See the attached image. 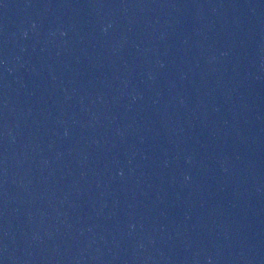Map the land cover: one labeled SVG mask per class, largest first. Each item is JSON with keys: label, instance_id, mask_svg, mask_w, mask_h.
<instances>
[{"label": "water", "instance_id": "95a60500", "mask_svg": "<svg viewBox=\"0 0 264 264\" xmlns=\"http://www.w3.org/2000/svg\"><path fill=\"white\" fill-rule=\"evenodd\" d=\"M0 264H264V0H0Z\"/></svg>", "mask_w": 264, "mask_h": 264}]
</instances>
